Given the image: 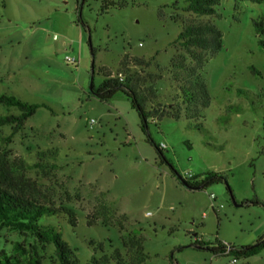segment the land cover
I'll list each match as a JSON object with an SVG mask.
<instances>
[{"label": "rangeland", "instance_id": "rangeland-1", "mask_svg": "<svg viewBox=\"0 0 264 264\" xmlns=\"http://www.w3.org/2000/svg\"><path fill=\"white\" fill-rule=\"evenodd\" d=\"M113 1L126 5L105 10L104 0H0V96L40 106L16 135L0 128V145L11 163L23 162L35 199L77 213L76 227L67 218L41 223L58 228L78 264H89L100 246L107 253L121 247L120 223L144 239L145 264H264V250L233 262L234 256L196 248L198 239L204 248L241 249L264 238V78L252 73L264 75V4L222 0L216 15L202 17L182 11L187 0ZM173 15L210 22L223 35L222 51L209 55L203 70L210 105L198 119L150 118L144 132L127 95L117 92L108 102L90 95L92 48L96 68L114 76L126 55L149 60L147 67H130L147 107L181 109L176 96L186 75L170 62L180 53L173 43L182 23ZM101 81L96 76V85ZM17 112L0 105V116ZM149 138L166 145L163 155L177 175ZM210 172L226 182L204 191L180 184V177ZM91 217L100 222L89 225ZM22 240L0 232V250Z\"/></svg>", "mask_w": 264, "mask_h": 264}, {"label": "trees", "instance_id": "trees-1", "mask_svg": "<svg viewBox=\"0 0 264 264\" xmlns=\"http://www.w3.org/2000/svg\"><path fill=\"white\" fill-rule=\"evenodd\" d=\"M222 0H187L186 6L182 9L184 13L195 16L212 17L216 15V7ZM242 2L245 0H235ZM256 5L264 4V0H247ZM104 9L110 7H123L122 2L104 0ZM78 23L85 24L80 13ZM163 18V14H161ZM172 21L182 23V31L173 43L175 49L180 53L174 56L170 62V69L175 73H184L186 80L178 90L177 99L181 100L185 107H173L170 109L147 107V100L141 89L138 88L137 75L131 73V66L147 67L150 61L145 58H138L126 55L121 62L122 72L117 76L107 68H96L95 77L90 95L101 102H108L117 93L121 92L132 100V106L138 112L141 119V129L148 132L149 119L158 121L164 118L180 120L184 115L187 118H202V111L209 107V92L203 77L207 58L209 55L215 56L223 49V35L217 27L210 22H189L186 23L177 16H172ZM257 33H262V23L256 22ZM260 46L264 49V41H260ZM91 47V43H89ZM95 58L96 50L92 48ZM191 64V65H190ZM256 76L264 78V75L252 69ZM100 76L102 81L96 85L95 78ZM156 93V94H155ZM157 96V91L154 90ZM0 105L7 110L16 109L17 114L0 116V128L11 127L12 134L16 135L24 129L28 120L32 118L37 105L25 103L15 96L1 95ZM193 108V110H192ZM149 109V110H148ZM149 140L156 147L162 164L168 165L177 175L173 165L164 157V150L160 145H155L151 138ZM46 154H42L43 157ZM41 156V155H40ZM49 156L56 159L57 151H52ZM24 164L11 163L0 145V232H16L23 236V240L12 242L10 250L3 248L0 250V264H78L75 253L68 243L63 240V236L54 225L41 223L43 220L52 218H67L72 227L78 224L77 213L69 207H56L54 204H46L35 199L31 195L30 183L24 172ZM180 184L191 191H204L211 185L226 182L225 177L217 173H206L202 177L179 178ZM184 181V184L181 182ZM230 190V188L228 187ZM231 191V190H230ZM254 203V202H253ZM256 201L254 204H257ZM100 222L99 218L88 219L89 225ZM104 226H108L102 222ZM111 225V224H110ZM121 247L112 249L107 253L103 246H100V254L91 258L89 264H145L147 254L144 248V239L138 231H128L122 223L119 224ZM6 241V240H5ZM7 242V241H6ZM199 251H210L215 256H234L235 260L249 258L259 254L264 250V238H261L256 245L234 249L222 243L208 245L204 248L202 242L196 243ZM52 254L50 255V251Z\"/></svg>", "mask_w": 264, "mask_h": 264}, {"label": "built area", "instance_id": "built-area-1", "mask_svg": "<svg viewBox=\"0 0 264 264\" xmlns=\"http://www.w3.org/2000/svg\"><path fill=\"white\" fill-rule=\"evenodd\" d=\"M66 61L68 62V63H70V64H77L78 65V60L76 59V58H71V57H67L66 58ZM94 123V121L92 122V124ZM160 147H161V149H166V145L165 144H161L160 145ZM201 242V240L200 239H198L197 241H196V243H200ZM233 262H236L235 260L233 261Z\"/></svg>", "mask_w": 264, "mask_h": 264}, {"label": "water", "instance_id": "water-1", "mask_svg": "<svg viewBox=\"0 0 264 264\" xmlns=\"http://www.w3.org/2000/svg\"><path fill=\"white\" fill-rule=\"evenodd\" d=\"M94 65H95V61H94V58H93V63H92V70H91V85H90V90H91V92H92V85H93V81H94V77H95V67H94ZM181 182L184 184V181L183 180H181ZM184 186H186L185 184H184ZM234 202V201H233ZM235 203V202H234ZM237 206V205H236ZM197 248V247H196Z\"/></svg>", "mask_w": 264, "mask_h": 264}, {"label": "crops", "instance_id": "crops-1", "mask_svg": "<svg viewBox=\"0 0 264 264\" xmlns=\"http://www.w3.org/2000/svg\"><path fill=\"white\" fill-rule=\"evenodd\" d=\"M73 43V42H72ZM64 44H66V43H64ZM67 45V44H66ZM75 47V46H74ZM73 51H75V49H73ZM78 60V59H77Z\"/></svg>", "mask_w": 264, "mask_h": 264}]
</instances>
